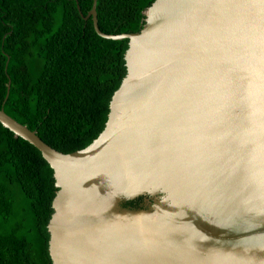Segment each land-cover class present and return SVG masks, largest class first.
Here are the masks:
<instances>
[{
  "label": "water",
  "instance_id": "water-1",
  "mask_svg": "<svg viewBox=\"0 0 264 264\" xmlns=\"http://www.w3.org/2000/svg\"><path fill=\"white\" fill-rule=\"evenodd\" d=\"M77 8L128 39L97 137L63 153L0 107L53 171L51 264H264V0H154L120 34Z\"/></svg>",
  "mask_w": 264,
  "mask_h": 264
},
{
  "label": "trees",
  "instance_id": "trees-1",
  "mask_svg": "<svg viewBox=\"0 0 264 264\" xmlns=\"http://www.w3.org/2000/svg\"><path fill=\"white\" fill-rule=\"evenodd\" d=\"M153 1L96 0L98 27L138 32ZM92 3L0 0V107L63 153L97 137L126 72L128 39L99 36L79 14L77 5L86 16ZM56 190L40 152L0 123V264H51L46 225Z\"/></svg>",
  "mask_w": 264,
  "mask_h": 264
}]
</instances>
